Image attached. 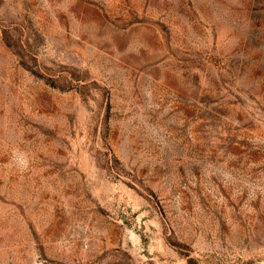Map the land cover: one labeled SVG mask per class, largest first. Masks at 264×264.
I'll list each match as a JSON object with an SVG mask.
<instances>
[{
    "label": "rangeland",
    "instance_id": "obj_1",
    "mask_svg": "<svg viewBox=\"0 0 264 264\" xmlns=\"http://www.w3.org/2000/svg\"><path fill=\"white\" fill-rule=\"evenodd\" d=\"M0 264H264V0H0Z\"/></svg>",
    "mask_w": 264,
    "mask_h": 264
}]
</instances>
